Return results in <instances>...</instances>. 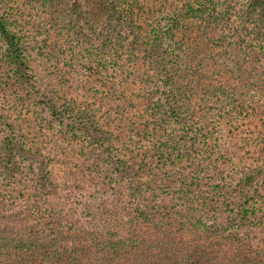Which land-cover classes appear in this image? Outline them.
<instances>
[{
    "label": "trees",
    "instance_id": "1",
    "mask_svg": "<svg viewBox=\"0 0 264 264\" xmlns=\"http://www.w3.org/2000/svg\"><path fill=\"white\" fill-rule=\"evenodd\" d=\"M21 1L0 0V264H264V0H37L78 61L61 86L31 72Z\"/></svg>",
    "mask_w": 264,
    "mask_h": 264
},
{
    "label": "rangeland",
    "instance_id": "2",
    "mask_svg": "<svg viewBox=\"0 0 264 264\" xmlns=\"http://www.w3.org/2000/svg\"><path fill=\"white\" fill-rule=\"evenodd\" d=\"M244 0H236L235 7L236 12L239 10L238 8L241 7V4ZM38 1L37 0H22L21 4L19 3V15L20 19L23 20V24L28 25V37L32 40L29 50V66L31 68V72L34 74V76L39 77V79H42L43 81H48V78H53L52 83L54 82L57 86H61L64 84L68 79L70 80L69 83H71L74 78L77 77V68L78 63L74 66L66 65L71 60L75 59V56L73 58H70L67 61V54H70L71 51L68 49V45L63 47L65 53L64 56L62 55V49L56 45L54 48H52L50 45L46 47V43L48 41V34L47 25L43 22H41V19L38 18L37 15V6ZM17 7V8H18ZM34 14V15H32ZM234 16H237V13H234ZM29 22V23H27ZM50 34L55 35L56 37L62 39L61 36H58L56 32L51 31ZM47 49L46 52L44 49ZM74 62H78L77 60H74ZM66 63V64H64ZM257 67L256 70H258L259 63L255 64ZM61 70H64L67 75V78H64V75ZM86 93L89 91V88H86L84 90ZM260 123V122H259ZM256 138L259 139V135L256 134ZM65 150L60 149V154H63ZM53 176L54 178L60 182L64 183L66 182L67 185H69V181H74L75 179H78V176H72L71 174H67L65 171V168L60 163L54 165L53 169ZM71 184V183H70ZM66 185V186H67Z\"/></svg>",
    "mask_w": 264,
    "mask_h": 264
}]
</instances>
